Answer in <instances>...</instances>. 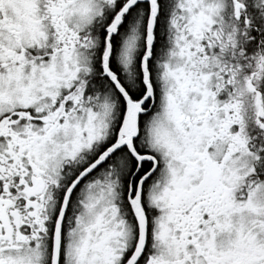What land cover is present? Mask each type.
<instances>
[{
	"label": "snow or ice",
	"instance_id": "snow-or-ice-1",
	"mask_svg": "<svg viewBox=\"0 0 264 264\" xmlns=\"http://www.w3.org/2000/svg\"><path fill=\"white\" fill-rule=\"evenodd\" d=\"M0 264H264V0H0Z\"/></svg>",
	"mask_w": 264,
	"mask_h": 264
}]
</instances>
